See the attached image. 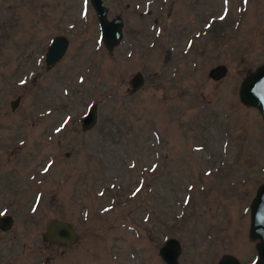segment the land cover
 <instances>
[{"label":"rangeland","instance_id":"obj_1","mask_svg":"<svg viewBox=\"0 0 264 264\" xmlns=\"http://www.w3.org/2000/svg\"><path fill=\"white\" fill-rule=\"evenodd\" d=\"M104 4L124 22L112 52L89 0H0V216L14 219L0 264H165L167 237L180 264H252L264 121L239 86L264 63V0ZM59 35L67 49L46 66ZM53 219L73 224L75 244L43 239Z\"/></svg>","mask_w":264,"mask_h":264},{"label":"water","instance_id":"obj_2","mask_svg":"<svg viewBox=\"0 0 264 264\" xmlns=\"http://www.w3.org/2000/svg\"><path fill=\"white\" fill-rule=\"evenodd\" d=\"M100 28V37L108 52L119 45L123 37V18L121 15H114L108 18V9L104 0H89ZM68 46V39L65 36L54 37L45 54V64L50 66L59 61L64 55ZM227 72L225 65H217L208 71V77L213 80L222 79ZM144 84V77L141 72H136L130 78L131 90L136 91ZM239 98L242 104L257 108L264 121V63L257 66L255 71L247 75L239 86ZM20 100L17 96L10 105L14 110ZM97 121V104H91L86 113L82 116L80 124L82 130H89ZM14 219L11 215L0 216V229L7 231L11 229ZM249 237L257 240L255 249L257 258L253 264H264V182H262L250 203V227ZM43 239L49 243L62 245H73L76 242V230L72 223L59 219L49 221ZM182 253L181 243L174 237H167L158 249V254L165 264H180L179 257ZM217 264H241L239 260L231 255L224 254Z\"/></svg>","mask_w":264,"mask_h":264},{"label":"flooded vegetation","instance_id":"obj_3","mask_svg":"<svg viewBox=\"0 0 264 264\" xmlns=\"http://www.w3.org/2000/svg\"><path fill=\"white\" fill-rule=\"evenodd\" d=\"M143 85H144V84H143ZM143 85H142V86H143ZM142 86H141V87H142Z\"/></svg>","mask_w":264,"mask_h":264}]
</instances>
